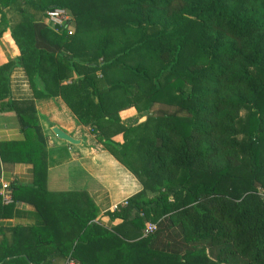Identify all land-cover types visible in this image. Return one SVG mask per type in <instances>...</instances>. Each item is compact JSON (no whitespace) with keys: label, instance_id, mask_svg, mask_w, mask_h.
I'll return each mask as SVG.
<instances>
[{"label":"trees","instance_id":"obj_1","mask_svg":"<svg viewBox=\"0 0 264 264\" xmlns=\"http://www.w3.org/2000/svg\"><path fill=\"white\" fill-rule=\"evenodd\" d=\"M8 7L19 11L10 24L16 62L61 96L142 189L115 212L124 230L62 207L74 238L46 234L51 218L13 227L0 264H264V0H0V35ZM54 7L72 16V33L37 17ZM14 63L0 65V100ZM155 103L164 108L151 111ZM128 107L145 120L123 123ZM4 108L24 138L0 143V162H31L33 186L44 191L34 100ZM117 133L122 143L111 139ZM29 190L14 185L5 204L0 196V218ZM146 220L156 230L141 236Z\"/></svg>","mask_w":264,"mask_h":264},{"label":"crops","instance_id":"obj_2","mask_svg":"<svg viewBox=\"0 0 264 264\" xmlns=\"http://www.w3.org/2000/svg\"><path fill=\"white\" fill-rule=\"evenodd\" d=\"M4 12L9 24L0 35V65L10 60L15 63L7 74L8 97L0 100V143L24 138L16 114L4 108L6 103L9 100L33 99L37 120L45 136L47 171L45 188L42 191L33 186L34 169L31 162H0V190L2 183H7L10 195L9 200H4L1 196L4 204L12 200L14 185L30 189V192L14 202L11 216L0 218V240L11 239L13 227H40L44 225L45 218H51L53 227L43 230H46V234L54 232L50 237L59 238L57 242H67L66 239L69 242L75 237L78 229L69 223H61L63 215H66L64 209L60 210L62 207L77 210L79 217L80 214L87 216L94 212L95 216L91 221L107 229L116 226L122 228L123 220L115 216L117 209L113 206L125 199L128 201L130 196L142 189L139 176L98 139L88 124L80 122L60 95L53 90L49 91L46 85L43 86L44 82L39 77H30L26 68L16 62L20 52L11 36L10 24L19 19V11L8 7ZM37 17L47 23L44 13H37ZM118 114L123 123L128 125L145 120V116H138L134 107L122 109ZM53 127H58L78 142L71 143L59 138L53 132ZM111 139L122 143L123 134L117 133ZM132 156L133 153L128 159L129 164L134 167L137 163ZM38 195L42 198H38ZM121 206L125 205L120 204ZM147 223L146 220L141 229V236L146 235ZM128 230L134 229L128 226ZM66 262L68 261L57 260L56 264Z\"/></svg>","mask_w":264,"mask_h":264},{"label":"built area","instance_id":"obj_3","mask_svg":"<svg viewBox=\"0 0 264 264\" xmlns=\"http://www.w3.org/2000/svg\"><path fill=\"white\" fill-rule=\"evenodd\" d=\"M44 16L46 18V21L48 24L54 27V29H66L68 33H72L73 26L71 24L72 22V16L67 12L66 9L61 7H54L53 9L46 10L44 12ZM258 193L261 196V198L264 200V190L258 188ZM0 196L4 200H9L10 195L8 191V184L2 183L1 190H0ZM121 205H127L128 201L127 199L123 200L119 204H115L113 206L114 209H118ZM156 230V223L148 221L146 227H145V234L152 233ZM65 264H75L73 261H68Z\"/></svg>","mask_w":264,"mask_h":264},{"label":"water","instance_id":"obj_4","mask_svg":"<svg viewBox=\"0 0 264 264\" xmlns=\"http://www.w3.org/2000/svg\"><path fill=\"white\" fill-rule=\"evenodd\" d=\"M53 132L61 139H64L66 141H69L71 143H77L78 140L72 138L70 135L59 129L58 127H53L52 128Z\"/></svg>","mask_w":264,"mask_h":264},{"label":"rangeland","instance_id":"obj_5","mask_svg":"<svg viewBox=\"0 0 264 264\" xmlns=\"http://www.w3.org/2000/svg\"><path fill=\"white\" fill-rule=\"evenodd\" d=\"M160 108L162 109V108H164V106H161V105L155 103L150 109H151V111L156 112L157 109H160ZM258 188L264 190L261 187H258ZM147 195H148V197H152L153 196V194L151 192H148Z\"/></svg>","mask_w":264,"mask_h":264}]
</instances>
